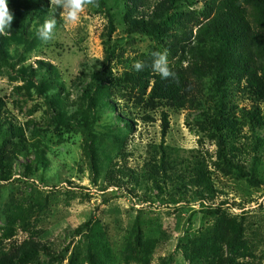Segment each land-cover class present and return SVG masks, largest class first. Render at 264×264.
Here are the masks:
<instances>
[{
  "label": "rangeland",
  "instance_id": "1",
  "mask_svg": "<svg viewBox=\"0 0 264 264\" xmlns=\"http://www.w3.org/2000/svg\"><path fill=\"white\" fill-rule=\"evenodd\" d=\"M45 2L50 9V0ZM8 3L14 15L4 35L11 41L9 62L27 72H16L0 60V95L7 102L12 126H23L28 141L39 142L44 149V157L38 158L34 146L17 145L12 130L7 136L0 134V146L8 140L4 153L11 157V178L0 179V241L22 242L33 236L46 246L14 264H92L88 255L91 228L102 232L111 248L107 253L97 247L95 257L104 260L107 253L110 264H208L202 233L216 232L229 219L243 224L244 241L254 254L243 256L242 250L229 249L220 240L224 263L264 264V124L243 118L241 108L253 107L246 94L235 85L230 87L235 107L229 108L241 119L231 135L232 129L222 127L221 116L219 120L213 112L209 118L198 107L176 110L142 96L140 82L124 74L125 63L165 50L169 61H176L181 51L171 47L173 38L160 42L128 32L121 4L107 0L108 8L89 6L76 24H66L57 9L54 37L45 43L37 35L43 22L34 2ZM188 3L184 1L178 9L182 24L174 25L172 33L184 25L190 27V15H198L203 8L202 2ZM176 37L179 40L182 35ZM39 60L50 62L56 74L34 72ZM98 68L102 84L110 85L106 94L111 106H94L84 92ZM46 84L59 85V95L70 102L68 112L73 118L59 115L52 104L54 96L44 90ZM212 87V80H205L203 99H210ZM260 105L264 119V101ZM79 110L86 115L85 125L80 114L74 116ZM123 111L131 119L129 125L115 118ZM160 143L183 169H191L197 159L207 165L219 189L213 200L204 204L190 197V204H169L166 194L158 195L153 186L147 194L151 198L146 199L148 188L142 182L123 176L120 188L112 178L120 172L111 174L96 166L112 160L116 168L141 171ZM25 162L33 165L26 168ZM234 162L243 164L246 173H240ZM222 201L224 215L216 210ZM80 226L82 230L77 231ZM211 261L217 263L219 257Z\"/></svg>",
  "mask_w": 264,
  "mask_h": 264
},
{
  "label": "trees",
  "instance_id": "2",
  "mask_svg": "<svg viewBox=\"0 0 264 264\" xmlns=\"http://www.w3.org/2000/svg\"><path fill=\"white\" fill-rule=\"evenodd\" d=\"M114 1L123 6L128 32H138L160 42H163L167 37L173 38L171 47L176 48V53L181 51V57L178 60L169 61L170 67L176 73V79H162L158 73H155L150 67L152 57L142 55L132 63H125L124 74L140 82L142 96L146 95L147 99L151 101L170 104L176 110L198 107L203 112L202 116H208L209 112H213L216 116L219 115V120L221 116L222 127H230L231 135H234L235 128L241 120L231 109L235 106L230 102L231 93L229 90L231 86L233 88L235 85L236 88L242 90V93L246 94L253 106L250 110L241 108L243 118L251 117L252 124H264L263 116L260 114V104L264 101V0ZM184 1H189L188 5L202 2L203 8L198 15H190L193 19L190 27L184 25L180 32L172 33L174 25L182 22L178 9ZM30 2H34L33 4L38 7L41 22H44L50 14L56 16L57 8L52 6L48 9L45 0H26V4ZM97 2L100 6L108 8L107 0H97ZM194 27H197L195 33L193 32ZM178 35H182L179 40L176 37ZM182 42L185 44H181ZM187 43L188 49L186 48ZM10 47V39L0 35V60L16 72H27V69L23 67L19 70L15 69V66L9 62V59L13 58ZM138 60L143 61L146 65L143 71H136L133 68V64ZM50 70L55 74L57 72L50 62L39 60L34 72L43 74ZM92 74L94 82L86 86L85 94L90 97L94 106H111L110 97L106 94L110 85L102 84L103 81L100 80L102 70L98 68ZM111 78L116 82L120 80L118 77ZM207 79L214 83L211 100L202 98L201 91ZM58 88L57 84L51 86L46 84L44 90L50 91V94L54 96L52 104L58 110L59 115L63 119H71L73 115L68 112L71 104L66 97L59 95ZM97 91H100L99 95L94 94ZM230 105L231 108H229ZM79 111L74 116L80 114L79 118L85 125L86 122L88 123L86 115L81 110ZM208 117L210 118V115ZM115 118L126 125H129L131 121L125 111L123 114H116ZM164 123L166 125L169 123L166 113L164 114ZM89 127L92 128V125ZM222 127L219 130H222ZM11 130L17 136L18 146H34L36 157H44V153L41 154L44 152L42 145L39 142L30 143L23 126H12L7 102L0 95V134L7 136ZM224 137H229V134H225ZM8 142L4 139L0 146V179L3 181L11 178V157L4 153V146ZM255 146L257 149L260 148V141ZM155 148L156 152L148 158L141 171L116 168L113 166L112 160H109L108 163L99 161L96 166L101 165L103 168H107L111 174L120 172L119 175H112L119 186V181L124 180L123 176L134 178L135 183L142 182L148 188L144 193L146 199L151 198L150 195H147L150 194L151 186L157 190L158 195L166 194L165 198L168 197L169 204H178L183 201L190 204V197L197 198L195 202L201 201L205 204L216 197L219 189L215 185L207 165L202 160L197 159L193 167L186 170L177 165L172 156L173 153L163 143L155 145ZM256 164L257 162L254 163L252 174L256 171ZM24 165L26 168H31L33 164L25 162ZM232 165L240 173H246L243 164L234 162ZM120 188L122 187L120 186ZM211 203L215 205L213 202ZM224 203L225 201H222L216 206L217 212L223 215L225 212L222 210ZM90 223L91 219L85 225L88 227ZM81 230L82 226L77 228V231ZM90 231L93 232V235L88 236L90 262L92 264H110L107 253L111 251V248L105 235L97 231L96 228H91ZM220 240L229 249L242 250L243 256L254 254L244 241L243 224L229 219L225 226L216 232L207 230L202 233L201 242L206 243L209 250L208 264H227L224 263L223 254L217 244ZM44 246L45 244H41L33 236L22 242L0 241V264L23 263L30 256L46 249ZM99 246L107 252L104 260H98V257L94 255ZM214 257H219V262L211 261Z\"/></svg>",
  "mask_w": 264,
  "mask_h": 264
},
{
  "label": "clouds",
  "instance_id": "3",
  "mask_svg": "<svg viewBox=\"0 0 264 264\" xmlns=\"http://www.w3.org/2000/svg\"><path fill=\"white\" fill-rule=\"evenodd\" d=\"M60 9V15L66 24H76L81 20L82 14L89 8L99 7L97 0H50V7ZM14 15L9 8L8 0H0V35H6L11 29ZM57 19L50 14L40 25L37 35L45 43L51 41L55 34ZM151 69L158 73L162 79H176V73L169 64L168 52L155 51L152 53ZM146 67L143 61H136L133 68L136 71H143Z\"/></svg>",
  "mask_w": 264,
  "mask_h": 264
}]
</instances>
